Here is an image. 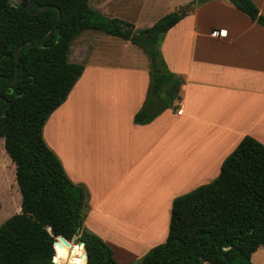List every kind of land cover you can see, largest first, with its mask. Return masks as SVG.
Segmentation results:
<instances>
[{
	"label": "crops",
	"instance_id": "1",
	"mask_svg": "<svg viewBox=\"0 0 264 264\" xmlns=\"http://www.w3.org/2000/svg\"><path fill=\"white\" fill-rule=\"evenodd\" d=\"M193 1L89 4L140 32ZM253 2L264 16V0ZM139 48L103 31L82 32L69 60L83 74L43 128L70 180L88 194L84 228L119 264L137 263L166 242L174 200L215 181L245 137L264 145V28L230 0L196 7L165 35L163 59L184 83L180 99L145 124L135 122L151 82ZM255 259L264 264V247Z\"/></svg>",
	"mask_w": 264,
	"mask_h": 264
},
{
	"label": "trees",
	"instance_id": "2",
	"mask_svg": "<svg viewBox=\"0 0 264 264\" xmlns=\"http://www.w3.org/2000/svg\"><path fill=\"white\" fill-rule=\"evenodd\" d=\"M20 1L22 6L13 7L10 0H0V98L10 103L0 121V139L16 165L22 195L21 212L0 227V264H59L63 247L71 246L75 238L77 244L85 243L89 264H119L113 250L84 228L88 194L70 180L43 136L47 120L66 101L85 69L70 62L72 43L82 32L97 30L131 41L148 53L152 63L149 94L135 117L136 123L145 124L180 99L184 83L163 59L165 35L211 0H194L140 32L131 23L104 17L90 6V0H34L33 11L56 6L62 19L44 43L20 50V80L14 85L17 48L40 42L59 16L56 9L30 14L28 0ZM230 1L264 28V16L253 0ZM5 106L0 99V115ZM59 236L70 245L55 246ZM261 247L264 145L245 137L224 161L215 181L174 200L166 242L134 264H253L252 256ZM75 252L87 264L81 245Z\"/></svg>",
	"mask_w": 264,
	"mask_h": 264
},
{
	"label": "rangeland",
	"instance_id": "3",
	"mask_svg": "<svg viewBox=\"0 0 264 264\" xmlns=\"http://www.w3.org/2000/svg\"><path fill=\"white\" fill-rule=\"evenodd\" d=\"M135 1L139 2L141 0ZM140 49L143 55L147 57L146 60L149 61V68L151 71V59L144 49H142L141 47L139 48V50ZM0 205V227L5 224L8 219L21 212L22 195L16 180V165L6 152L4 139H0ZM77 243L78 238H75L71 246L63 247L62 253L58 258L59 264H82L79 260L77 252H75V247L79 245ZM254 262L253 264H259L256 259Z\"/></svg>",
	"mask_w": 264,
	"mask_h": 264
},
{
	"label": "water",
	"instance_id": "4",
	"mask_svg": "<svg viewBox=\"0 0 264 264\" xmlns=\"http://www.w3.org/2000/svg\"><path fill=\"white\" fill-rule=\"evenodd\" d=\"M34 0H28V3H27V11L30 13V14H33V15H40V14H43L44 12L50 10V9H56L58 10L59 12V16H58V20L56 22V24L54 25L53 29L38 43L36 44H31V45H26V44H22L21 46H19L15 52V61H16V81L13 83L14 85L17 84L20 80V71H19V53H20V50L22 48H25V47H36V46H39L41 45L42 43H44L46 40H48L53 34L54 32L56 31V29L58 28L60 22H61V19H62V12L61 10L56 7V6H49V7H46L44 9H40L38 11H33L32 10V3H33ZM10 3L13 7H20L22 6V2L21 1H17V0H10ZM1 79V78H0ZM2 100H4L6 102V106L4 108V110L2 111L1 115H0V121L1 119H3L7 113V110L9 108V101L6 100V99H3V98H0ZM60 242L62 243H65L67 245H70L69 242L63 237V236H59L57 241L55 242V246L58 245ZM79 245H81L84 249H85V243L84 242H81ZM74 251V250H73ZM83 259H86L87 260V264L88 263V256H87V253L85 251L84 255H83Z\"/></svg>",
	"mask_w": 264,
	"mask_h": 264
},
{
	"label": "built area",
	"instance_id": "5",
	"mask_svg": "<svg viewBox=\"0 0 264 264\" xmlns=\"http://www.w3.org/2000/svg\"><path fill=\"white\" fill-rule=\"evenodd\" d=\"M212 36H213V37H220V36H221V32H220V31H214V32L212 33ZM178 113L181 115V114L183 113V110H182V109H179V110H178Z\"/></svg>",
	"mask_w": 264,
	"mask_h": 264
}]
</instances>
